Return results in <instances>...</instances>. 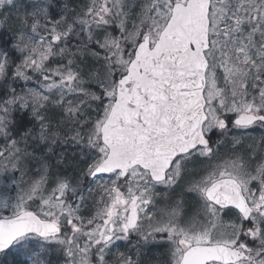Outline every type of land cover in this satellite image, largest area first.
<instances>
[{
    "label": "snow or ice",
    "instance_id": "snow-or-ice-1",
    "mask_svg": "<svg viewBox=\"0 0 264 264\" xmlns=\"http://www.w3.org/2000/svg\"><path fill=\"white\" fill-rule=\"evenodd\" d=\"M0 264H264V0H0Z\"/></svg>",
    "mask_w": 264,
    "mask_h": 264
}]
</instances>
